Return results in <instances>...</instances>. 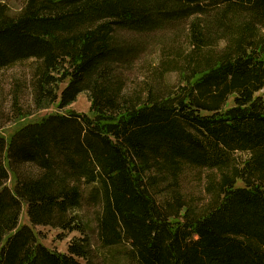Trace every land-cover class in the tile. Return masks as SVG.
I'll use <instances>...</instances> for the list:
<instances>
[{
    "label": "trees",
    "instance_id": "1",
    "mask_svg": "<svg viewBox=\"0 0 264 264\" xmlns=\"http://www.w3.org/2000/svg\"><path fill=\"white\" fill-rule=\"evenodd\" d=\"M177 24L188 51L126 92L141 47L121 34ZM28 60L35 111L82 93L90 106L33 119L15 91L0 264H264V0H26L13 15L0 3V69ZM186 171L208 172L202 203L182 192ZM35 227L77 236L61 253Z\"/></svg>",
    "mask_w": 264,
    "mask_h": 264
},
{
    "label": "rangeland",
    "instance_id": "2",
    "mask_svg": "<svg viewBox=\"0 0 264 264\" xmlns=\"http://www.w3.org/2000/svg\"><path fill=\"white\" fill-rule=\"evenodd\" d=\"M26 0H0V3L8 6L11 14H17ZM123 34V33H122ZM121 34L120 38L126 43L138 44L141 48L139 56L134 63L125 66L122 70V74L125 76V89L126 92L132 90H139L142 87V83L149 77V66H155L158 64L160 57L165 59H173V55L176 51L186 53L188 51L186 44V27L184 24L169 25L159 32H154L145 35H136L130 33ZM163 51V53H162ZM33 60L24 61L15 64L6 69H0V135L8 138L10 131L15 127L13 122L16 112H13L12 101L14 99L15 91L16 96L19 99L18 108L22 113H32L31 118L38 119L44 115L50 113L67 112L73 110L76 113H87L89 110V99L87 94H80L76 99V102L69 107L58 109L56 106H51L46 110L35 111L32 104V88L30 85V78L32 74ZM150 81V80H149ZM165 83L161 86V89H166L169 86H175L178 83L177 75L171 73L165 77ZM10 133V134H9ZM9 134V135H8ZM23 175L31 174L36 171L30 165H25L19 168ZM206 171H186L181 176L182 192L194 201L202 203L206 198L205 184L207 182ZM7 186L12 185V181L9 180ZM88 188V187H87ZM86 192L89 190L86 189ZM24 210V209H23ZM94 208L89 206L86 202L81 207V214L84 217H92L94 215ZM25 210L22 211L19 225H28V220L25 217ZM34 233L37 235V241L46 246L50 250H55L61 253L67 251V245L69 241L77 236V234H64L60 231L49 227H35ZM61 236V238H60ZM119 248L113 251L114 254L118 253Z\"/></svg>",
    "mask_w": 264,
    "mask_h": 264
}]
</instances>
